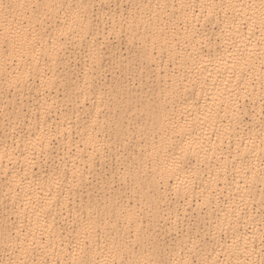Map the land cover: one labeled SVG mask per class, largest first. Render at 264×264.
<instances>
[{
    "label": "bare ground",
    "instance_id": "bare-ground-1",
    "mask_svg": "<svg viewBox=\"0 0 264 264\" xmlns=\"http://www.w3.org/2000/svg\"><path fill=\"white\" fill-rule=\"evenodd\" d=\"M262 19L0 0V264H260Z\"/></svg>",
    "mask_w": 264,
    "mask_h": 264
},
{
    "label": "rangeland",
    "instance_id": "rangeland-1",
    "mask_svg": "<svg viewBox=\"0 0 264 264\" xmlns=\"http://www.w3.org/2000/svg\"><path fill=\"white\" fill-rule=\"evenodd\" d=\"M125 7L128 8L127 6H125ZM121 37H122V36H121ZM124 38H125L124 36L122 37V39L120 38V39H119V42H117L116 39H114V42H115V43H118V45L121 43V44L119 45V47H120L121 49H122L123 47H125V48H123L122 52H124V54H126L127 51L130 49L131 46L129 47L128 45H130V44H126V42L124 41ZM117 40H118V39H117ZM123 42H124V44H123ZM125 44H126V45H125ZM127 47H129V49H128ZM124 49H126V50H124ZM125 52H126V53H125ZM115 59H116V58H115ZM108 61H109L110 63H113V65H115V66H116V64H117V62H118V67H120V65H119V61H120V59H116L115 62H113L114 60L111 61V59H108ZM108 61H107V62H108ZM110 70H111V69H110ZM117 73H118V72H117ZM109 74H110V72H108V73L106 74V76H107L108 79L112 78V73H111V75H109ZM117 81H118V77L115 76V77L112 79L111 82H112V83H116ZM108 166H109V164H108Z\"/></svg>",
    "mask_w": 264,
    "mask_h": 264
},
{
    "label": "snow or ice",
    "instance_id": "snow-or-ice-1",
    "mask_svg": "<svg viewBox=\"0 0 264 264\" xmlns=\"http://www.w3.org/2000/svg\"><path fill=\"white\" fill-rule=\"evenodd\" d=\"M261 23L264 25V19H262ZM262 245H264V239H262ZM262 254H264V247H262ZM250 264H254V262H250ZM260 264H264V260H261Z\"/></svg>",
    "mask_w": 264,
    "mask_h": 264
}]
</instances>
